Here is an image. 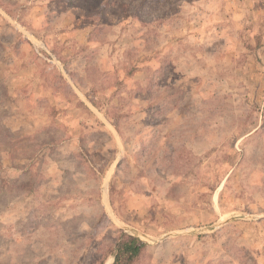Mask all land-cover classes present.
<instances>
[{
	"label": "rangeland",
	"instance_id": "1",
	"mask_svg": "<svg viewBox=\"0 0 264 264\" xmlns=\"http://www.w3.org/2000/svg\"><path fill=\"white\" fill-rule=\"evenodd\" d=\"M264 264V0H0V264Z\"/></svg>",
	"mask_w": 264,
	"mask_h": 264
},
{
	"label": "trees",
	"instance_id": "2",
	"mask_svg": "<svg viewBox=\"0 0 264 264\" xmlns=\"http://www.w3.org/2000/svg\"><path fill=\"white\" fill-rule=\"evenodd\" d=\"M146 249L147 244L141 239L124 233L118 237L110 254L114 256L113 264H134L142 257ZM106 258L107 256L99 264H105Z\"/></svg>",
	"mask_w": 264,
	"mask_h": 264
}]
</instances>
